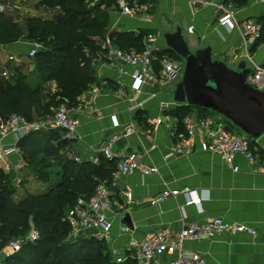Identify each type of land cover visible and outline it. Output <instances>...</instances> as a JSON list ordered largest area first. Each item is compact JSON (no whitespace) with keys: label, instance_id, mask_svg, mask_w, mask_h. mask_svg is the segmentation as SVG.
<instances>
[{"label":"crops","instance_id":"obj_1","mask_svg":"<svg viewBox=\"0 0 264 264\" xmlns=\"http://www.w3.org/2000/svg\"><path fill=\"white\" fill-rule=\"evenodd\" d=\"M6 1L10 0H0ZM31 1L40 3L39 0ZM13 5L14 9L1 13L0 19L4 15L13 17L18 24L22 21L20 24L24 26L21 27L26 30L27 17H18L20 13L16 10L17 5ZM143 5L136 16H123L115 8L111 9L109 30L135 33L140 29L156 30L157 35L152 41L163 48V30L179 25L188 33L186 28L192 25V39L196 40L197 46L210 45L214 58L233 68L242 60L251 67V71L254 66L264 68V42L252 50L253 41H246L238 28L224 27L217 22L219 15L214 6L194 4L191 0H155L154 5L149 2ZM148 5L153 8L151 15L144 12ZM39 6L40 9L31 14L53 15L41 10L45 6ZM234 13L238 21L264 14L261 4L255 0H247L243 6L235 7ZM30 42L24 32L17 41L0 44L1 79L32 77L35 60L27 57ZM11 54L19 56L20 62L9 61ZM94 69L97 81L91 83L82 94L87 103L81 105L76 114L80 125L74 135L68 138L69 144L63 152L73 158L78 156L86 159L91 156L96 160L94 163H97L102 155L100 148L115 131L112 128L113 120L122 124L135 120V132L117 140L113 146L114 151H138L145 165L158 167L155 174H121L111 183L114 204L111 213V243L119 245L128 239L127 235L118 236L116 230L124 224L121 222L123 213L130 216L132 227L129 228L133 235H141L146 230L158 227L176 231L187 224L220 216L226 221L252 227L255 234L224 233L213 239L185 241L183 248L186 251L200 252L205 257V264H264V172L258 171L243 158L238 160L239 170L234 172L224 164L219 155L201 148L198 134L188 142L187 153L167 156L176 142L174 133L180 131L181 125L177 117L169 113L179 107L167 101L169 88L160 84H144L136 92L132 89V74L136 68L104 54L97 56ZM4 70H8V76L2 75ZM153 70H159L157 59L153 62ZM42 87L46 92L47 89L54 90L56 85L54 81H47ZM45 100L44 97L43 101ZM195 108L191 106L190 113H196ZM159 117L162 120L156 124V118ZM226 120L238 129L231 121ZM62 136L65 137L64 133ZM8 146L15 147L14 137L2 136L0 133V149ZM252 147L264 163V132L253 140ZM16 151L19 156H23L20 148L17 147ZM0 164L2 165L1 161ZM127 187L131 189L133 196L130 203L122 195ZM184 187H189L194 194L200 196V205L187 204L189 196L183 194L169 197L157 205L149 204V198L165 189ZM168 258L169 256H163L162 263L166 264Z\"/></svg>","mask_w":264,"mask_h":264},{"label":"trees","instance_id":"obj_2","mask_svg":"<svg viewBox=\"0 0 264 264\" xmlns=\"http://www.w3.org/2000/svg\"><path fill=\"white\" fill-rule=\"evenodd\" d=\"M149 1L138 0V4ZM230 1L235 7L247 2ZM39 2L46 8L60 11L53 15L28 14L26 30L13 17L4 15L0 19V44L17 41L24 32L28 39L41 44L33 57L35 67L31 78H0V125L14 113L34 121L60 105L77 106L79 97L97 81L92 63L102 53L100 44L105 36L123 51L142 52L145 48L143 41L147 30L140 29L137 33L109 30L110 1L93 4L91 0ZM254 19L259 35L253 40L252 50L264 42V14ZM164 53L181 59L167 48L160 55ZM47 81H54L56 87L43 94L42 85ZM190 107L179 106L169 113L181 122L190 113ZM193 107L199 114L209 112L207 108ZM179 129H183L182 123ZM62 133L58 128L35 130L17 143L24 153L27 174L49 184L46 191L27 193L16 200L18 185L13 174L9 173L10 177L0 167V253L13 239L27 236L30 229L37 232L34 240L27 239L18 251L5 258V263L137 264L131 258L116 262L104 240L94 237L67 240L70 231L67 211L78 198L88 199L98 183L103 182L110 188L116 160L101 155L97 163L86 159L76 161L63 152L69 139ZM252 146L253 140L250 141L253 149ZM20 184H24L23 178Z\"/></svg>","mask_w":264,"mask_h":264},{"label":"built area","instance_id":"obj_3","mask_svg":"<svg viewBox=\"0 0 264 264\" xmlns=\"http://www.w3.org/2000/svg\"><path fill=\"white\" fill-rule=\"evenodd\" d=\"M93 3H105L110 1L112 7L118 10L123 16L134 14L136 4L134 0H92ZM260 3L264 12V0H255ZM13 1L0 2V14L14 9ZM192 3L212 5L216 8L219 18L218 22L224 27H236L246 41H253L259 35V27L254 18H246L238 21L235 18V6L230 0H191ZM188 33H194L192 25L186 28ZM145 48L142 52L123 51L116 47L109 36L101 41V54L108 58L119 59L126 64L136 68L132 74V89L139 91L142 85H156L169 87L181 75L184 67L183 59H176L168 54H161L165 47H159L151 40H144ZM41 44L31 40L27 51V57L33 58L35 52ZM160 55V56H159ZM158 60L159 70L154 72L153 62ZM17 55H9V61L20 62ZM97 57L93 61L95 65ZM4 76H8V70H4ZM249 81L256 87L262 88L264 85V68L254 66L249 75ZM87 103V99L82 95L79 97L75 107L66 105L58 106L52 115L50 126L63 130L64 136L70 138L80 125V120L76 116L80 111V106ZM197 113V114H196ZM189 113L182 120L183 129L176 131L175 144L167 156H174L188 152V142L197 134L201 139V148L212 154L219 155L224 164L231 170H239L238 160L243 158L247 163L253 164L258 171L264 172V163L261 162L254 150L250 148L248 136L233 127L222 115L209 111L207 114ZM161 118H156V124L161 122ZM47 119L38 121H28L24 116L14 113L0 125L2 136L11 135L15 139V147L8 146L0 149V161L2 168L7 171L19 169L22 155H18L16 148L18 141L35 130L44 129ZM112 128L115 130L107 138L100 148L102 156L116 160V169L112 174V182L121 174H132L138 172L143 176H148L158 172L155 165H145L141 161V154L138 151L121 153L114 151V143L121 137L130 136L137 129V122L130 120L127 123H120L114 119ZM76 161L81 158L75 156ZM86 160L95 162L93 157ZM22 177L15 176L14 182L19 185ZM179 194L189 196L187 204L200 205V196L194 194L189 187L182 189H165L149 198L150 205H157L169 197ZM127 203L132 201V191L129 187L122 191ZM110 188L103 182L98 183L93 194L88 199L78 198L67 211V219L70 224L68 241H74L82 237H94L104 240L108 244L110 255L116 262H122L131 258L137 264H163L162 257L169 256L166 264H205V257L198 251H186L183 248L185 241H199L202 239H213L224 233H248L255 234V230L241 223L229 222L220 216H212L204 221L194 222L182 226L173 231L164 227H158L144 231L141 235H133V231L126 225H120L117 230L118 236L127 235L128 239L123 244L114 245L111 243V232L113 230V200ZM37 236L35 229H30L27 236L13 239L9 245L0 253V264H6L5 258L20 249L26 240H34Z\"/></svg>","mask_w":264,"mask_h":264},{"label":"water","instance_id":"obj_4","mask_svg":"<svg viewBox=\"0 0 264 264\" xmlns=\"http://www.w3.org/2000/svg\"><path fill=\"white\" fill-rule=\"evenodd\" d=\"M192 38L179 25L162 31L165 48L184 61L181 75L168 87L167 101L210 109L255 140L264 132V88L248 80L251 67L244 60L233 68L214 58L210 45L197 46ZM121 222L132 227L128 213Z\"/></svg>","mask_w":264,"mask_h":264},{"label":"rangeland","instance_id":"obj_5","mask_svg":"<svg viewBox=\"0 0 264 264\" xmlns=\"http://www.w3.org/2000/svg\"><path fill=\"white\" fill-rule=\"evenodd\" d=\"M12 1H13L12 3H15V6L16 5L18 6V8L16 6V10L19 11L20 15L18 17H20V18H24V16L26 18L28 14H31L35 10L40 9V6H39L40 3H37L36 1H31V0H29V1H27V0H12ZM134 2L136 4V7H135V10H134V15L133 16H136L137 14H139L138 11H140L141 5L144 6L143 5L144 3H140L141 4L140 5V4H138L139 3L138 0H134ZM91 3L93 4L92 0H91ZM149 3H153V5H154L155 4V0L154 1L151 0V1H149ZM108 8L110 10L114 9L112 6H109ZM41 10H43L44 12H47V14H56V13H59V11H60V9H57V8L56 9H50V8H46V7H42ZM144 12L147 15H151L153 13V8H151V6H149V7L146 8V10ZM21 22L22 21H20V23ZM20 23H19L20 27L24 26L23 24H20ZM21 28H23V27H21ZM144 30H146V29H144ZM147 31L148 32L145 35L144 40H151V41L154 40L155 36L157 35L156 30H147ZM44 93L45 92L43 91V94ZM55 108H53L51 110L50 114H48L46 116H43V117H40V118H37L36 120H34V121H38L40 119H47V117H48L47 121H45L46 122V126L44 128L45 131L47 129L54 128V127H51L49 124L51 122V118H52V115L54 113ZM22 154L24 155V153H22ZM0 167L2 168V166H0ZM4 172H5V170H4ZM9 173L11 175L13 174L12 177H14V178H15L16 175L23 178V183L24 184H20L17 187V191H16V194H15L16 200H20L27 193H42V192L46 191L48 189V187H49V184L41 183L39 181L37 182V181H35L33 176H30V175L27 174V169H26L24 160H22L20 162L19 169H17L16 171H10V172L7 173V175H9L11 177V175ZM10 179L13 181V178H10Z\"/></svg>","mask_w":264,"mask_h":264}]
</instances>
